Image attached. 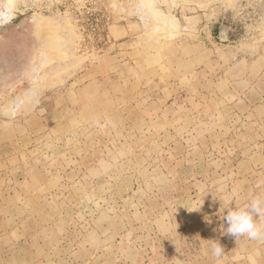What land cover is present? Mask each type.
<instances>
[{
  "label": "rangeland",
  "instance_id": "374dc122",
  "mask_svg": "<svg viewBox=\"0 0 264 264\" xmlns=\"http://www.w3.org/2000/svg\"><path fill=\"white\" fill-rule=\"evenodd\" d=\"M262 193L264 0H0V264H264Z\"/></svg>",
  "mask_w": 264,
  "mask_h": 264
},
{
  "label": "clouds",
  "instance_id": "9594fccd",
  "mask_svg": "<svg viewBox=\"0 0 264 264\" xmlns=\"http://www.w3.org/2000/svg\"><path fill=\"white\" fill-rule=\"evenodd\" d=\"M233 202L235 206L231 207L230 204ZM220 214L227 224V227L223 228L224 233L234 236L236 240L247 238L264 242V193L251 196L244 203L235 197L229 198L220 208ZM210 251L216 258L224 255L219 243L213 240H210ZM177 261L183 264L182 260L177 259Z\"/></svg>",
  "mask_w": 264,
  "mask_h": 264
}]
</instances>
